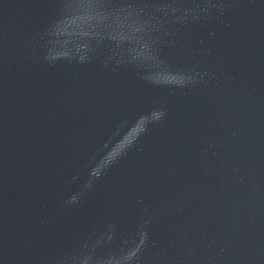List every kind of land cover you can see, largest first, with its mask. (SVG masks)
Returning a JSON list of instances; mask_svg holds the SVG:
<instances>
[{
    "label": "water",
    "instance_id": "water-1",
    "mask_svg": "<svg viewBox=\"0 0 264 264\" xmlns=\"http://www.w3.org/2000/svg\"><path fill=\"white\" fill-rule=\"evenodd\" d=\"M0 264H264V0H0Z\"/></svg>",
    "mask_w": 264,
    "mask_h": 264
},
{
    "label": "clouds",
    "instance_id": "clouds-1",
    "mask_svg": "<svg viewBox=\"0 0 264 264\" xmlns=\"http://www.w3.org/2000/svg\"><path fill=\"white\" fill-rule=\"evenodd\" d=\"M125 135H126V134H125ZM123 137H124V136H123ZM119 142H120V140H119L117 143H119ZM134 142H135V141H134ZM134 142L129 143V144L126 146V148H125V149H124V150H123L118 156H116L115 158L111 159V160L109 161V165H110L111 163H113V162H114L118 157H120L122 154H124V153L126 152V149L129 148ZM110 151H111V150H110ZM110 151H109V152H110ZM109 152H108V153H109ZM108 153H107V154H108ZM107 154H106V155H107ZM106 155H105V156H106ZM109 165H108V166H109ZM97 177H99V176H97ZM89 183H91V182H89Z\"/></svg>",
    "mask_w": 264,
    "mask_h": 264
}]
</instances>
